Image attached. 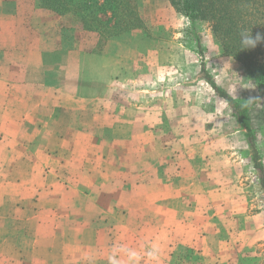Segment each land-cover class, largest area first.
Returning a JSON list of instances; mask_svg holds the SVG:
<instances>
[{
    "label": "rangeland",
    "instance_id": "obj_1",
    "mask_svg": "<svg viewBox=\"0 0 264 264\" xmlns=\"http://www.w3.org/2000/svg\"><path fill=\"white\" fill-rule=\"evenodd\" d=\"M135 4L142 23L141 30L136 28L117 35L106 49L99 42L97 48L101 51L98 52L111 56L112 60L103 63L84 54L92 48L93 39L87 33H76L77 43L82 47L81 53H72L69 57L66 51L43 56V65L29 74L33 81L43 77L44 90L35 87L33 93L31 88L16 91L8 99L15 111L6 113L3 121L17 116V110L34 107L39 111V120L46 122L48 111L55 102L51 97L54 87L68 95L57 104L60 107L94 109L103 99L107 100L105 107L110 109L112 117L95 118L88 112H75L62 113L56 119L52 118L51 122H46L54 134L70 126L67 132L69 142L91 143V140L96 139L97 146L87 149L78 145V149L70 152L74 156L73 162L66 163L60 174L69 176L70 171L81 164L85 168L101 170L94 173V182L116 187L122 180L131 184L145 177L152 184L154 178L158 179L154 176L156 173L164 177L174 170L188 172V179L183 178L177 184L192 189L200 184L214 192L207 195L208 207L204 209V220H208V257H212L207 264H264L263 192L256 170L252 167L243 129L232 117L230 106L218 98L201 78L200 60L196 54L200 48L198 43L202 45L205 67L235 100L245 102L255 98L260 92L259 82L241 62L221 52L210 20L196 19L191 24L189 18L170 0H136ZM252 13L253 17H248L253 22L257 19L258 25L243 29L250 31L251 35L253 32H262L264 28L263 11ZM73 20L78 22L77 18ZM180 44L193 49L195 53L180 50ZM65 45L69 46L68 42ZM144 56L146 63L143 62ZM181 67L187 72L184 79L178 73ZM73 94L76 96H69ZM138 107H145L146 114L139 113ZM251 114L253 132L264 161V101L256 104ZM150 124L159 128L148 129ZM73 125L83 127V132L74 133ZM99 138H103L101 143ZM43 145H35L33 159L26 160L27 167L31 166V170L33 167L31 180L35 185L41 181L39 159L42 157ZM93 154H105L108 158L97 159L91 164L89 160ZM9 164L16 166L12 160ZM77 179L75 182H78ZM111 179H114L113 184ZM81 187H85V183H81ZM17 189L15 187L14 190ZM111 196L118 202L126 199L115 193ZM95 197L98 201L102 200L96 194ZM77 203L81 205L82 201L78 200ZM72 205L69 206L68 201L62 198L59 214L63 216L51 213L49 223L41 229L43 231H39L44 238L40 243V253L51 255L55 264L65 263L58 257L59 253H70V261L80 250L73 239L77 231L75 228L79 227L71 223L80 212L72 210ZM130 211L127 222L132 228H137L136 225L142 220L138 214L149 213V217L155 214L152 208ZM22 217L26 218L19 215L18 219ZM28 228L31 230L32 227L28 225ZM7 229L10 227H6L5 231ZM25 229L20 224L18 236L29 249V239L21 233ZM153 229L147 224L143 231L144 237L152 235ZM100 233V244L104 246L110 245L112 233L116 241L119 237V242L124 240V244L131 247L135 245L134 234L130 231L128 234L123 233L121 226L109 232L108 236L111 237L101 229ZM141 247L142 244L137 242L133 250L140 251ZM109 248L111 252L116 251L113 247ZM214 255L218 260H215ZM106 261L99 264H107ZM174 262L179 263L177 259Z\"/></svg>",
    "mask_w": 264,
    "mask_h": 264
},
{
    "label": "crops",
    "instance_id": "obj_2",
    "mask_svg": "<svg viewBox=\"0 0 264 264\" xmlns=\"http://www.w3.org/2000/svg\"><path fill=\"white\" fill-rule=\"evenodd\" d=\"M73 18L77 17L69 13L59 14L42 7L39 0H0V264H55L51 255L40 253L42 250L40 243L44 239L40 232L49 223L51 213L63 216L59 214L62 198L63 201H68L69 206L73 204L72 210L80 212L77 219L71 221L73 225L79 227L75 228L77 233H74L73 239L80 250L70 261H68L70 253L65 254V251L59 253L58 257L65 261L63 264H67L66 262L68 264H99L103 260H108L107 264H207L212 257H208L210 254L207 247L208 220H204V209L208 207L207 195L214 192L200 184L193 189L190 186L177 184V181L183 178L188 179L187 177L190 176L188 172L174 170L173 173L164 177L156 173L154 176L158 179L154 178L152 184L145 177L131 184H126L127 182L122 180L116 187L94 182L92 180L94 173L101 170L85 168L80 166L81 164L70 171L69 176L60 174L63 166L71 162L74 157L70 152L78 149V145L87 149L95 147L96 139L91 140V143L90 141H81L78 144L69 142L67 132L70 126L67 129L63 127L61 132L54 134L51 132V126L46 122L48 120L51 122L52 118L56 119L57 115L62 113L74 114L75 112L79 114L88 112L95 118L112 117L110 109L105 107L107 100L103 99L94 109L83 107L76 110L70 106L60 107L57 104L68 95L54 87L51 90V97L53 96L55 102L48 111L49 117L45 118L46 122L39 120L37 114L39 111L34 107L17 110L15 113L17 116L6 119V122L3 121L6 113L12 114L15 111L13 110L15 107L9 105L8 99L16 91L31 88L33 93L35 87L44 90L43 77L33 81L29 74L33 69L36 70L43 65L41 61L43 56L66 51L69 57L72 53H81L82 47L77 43L76 33H87L93 39L92 48L84 54L103 63L112 60V57L107 54L101 55L99 53L101 50L99 51L97 47L99 42L103 43L105 49L110 47L116 37L104 40L98 32L85 29L78 18V22ZM35 20H37L36 23ZM66 42L69 46L65 45ZM180 46V50L194 52L183 44ZM199 46L201 55L198 50L196 54L205 67L200 42ZM154 51L156 53V50ZM145 59L146 56L143 58L144 63L147 62ZM205 70L210 74L207 67ZM178 73L184 79L187 72L181 67ZM211 77L213 78L212 75ZM201 78L205 80L202 74ZM213 80L218 87L234 98L214 78ZM31 96L33 97V94ZM69 96L74 97L76 94ZM262 99L249 109L252 130L254 128L251 111L256 104L264 101ZM137 111L146 114L145 107H138ZM232 117L237 121L234 116ZM150 125L147 126L148 129L159 128V126ZM72 127H74V133L83 132L81 126L73 125ZM147 127L144 126V128ZM254 137L264 165L255 134ZM102 139L99 138L100 143ZM40 143L44 144L42 157L39 159L41 181L35 185L31 180L33 167L32 170L31 166L27 167L26 160L33 159V147ZM107 158L105 154H93L89 162L92 164L97 159ZM10 160L16 163V166L15 164L13 167L10 166ZM75 178H78V182H75ZM80 179H87V181H80ZM110 182L113 184L114 179ZM206 182L209 184L208 179ZM81 183H85V187H81ZM14 185L18 187L16 191L15 187L12 188ZM114 193L125 197L124 202L114 201L111 196ZM95 194L102 200L98 201ZM78 200L82 201L81 205L77 203ZM145 208H152L155 214L153 217L147 216L149 213L145 212L138 214L137 216L142 220L136 225L137 228H132L127 222L128 216L131 215L130 210L142 211ZM19 215L26 218L22 217L19 220ZM167 216L169 220L166 219ZM20 224L26 227L21 233L24 238L29 239V249L19 239ZM147 224L154 227L153 234L144 237L143 231ZM28 225L32 227L31 230ZM118 226H121L123 233L128 234L130 231L134 234L135 245L137 242L142 244L140 251L133 250L135 245L131 247L124 244V240L119 242V237L116 241L114 233H112L113 237L108 236L109 232ZM6 227L10 229L5 231ZM100 229L105 235L111 237L109 246L100 244ZM109 247H113L116 251L111 252ZM213 257L218 260L215 255ZM174 259H177L179 263H175Z\"/></svg>",
    "mask_w": 264,
    "mask_h": 264
},
{
    "label": "trees",
    "instance_id": "obj_3",
    "mask_svg": "<svg viewBox=\"0 0 264 264\" xmlns=\"http://www.w3.org/2000/svg\"><path fill=\"white\" fill-rule=\"evenodd\" d=\"M178 10L186 15L191 24L196 19H207L212 24L215 38L221 52L241 62L247 71L259 82V94L249 101H237L217 86L211 75L205 70L203 62L200 70L206 82L219 98L231 108L234 116L244 131L252 166L256 170L259 186L264 197V165L255 143L251 129L249 109L264 98V28L262 32L243 29L257 26L249 19L252 12L263 11L264 0H170ZM136 0H39L42 7L59 14H72L82 26L99 33L102 39L114 38L119 34L141 28ZM135 16L133 17V14ZM260 15V14H259ZM262 18L263 16L260 15ZM247 18V19H246ZM246 40V41H245ZM199 44V43H198ZM198 47H200L198 45ZM201 55V48L198 50Z\"/></svg>",
    "mask_w": 264,
    "mask_h": 264
}]
</instances>
